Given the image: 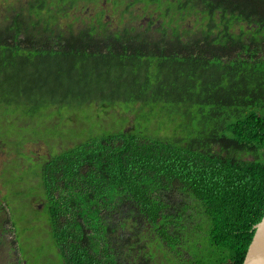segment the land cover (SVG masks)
<instances>
[{"label":"trees","instance_id":"obj_1","mask_svg":"<svg viewBox=\"0 0 264 264\" xmlns=\"http://www.w3.org/2000/svg\"><path fill=\"white\" fill-rule=\"evenodd\" d=\"M26 1L0 11V122L25 124L63 105L77 114L97 105L105 117L101 131L81 134L88 123L70 115L77 135L51 137L49 155L34 158L25 196L42 205L61 264L136 260L133 243L112 245L116 228L103 216L123 200L175 251L163 230V195L173 190L191 197L178 220L188 227L198 212L204 222L184 238L196 264L204 252L208 264H242L264 215V0H116L122 13L137 1L152 10L145 25L117 29L102 21L103 9L97 23L61 28L81 1L97 0ZM116 106L123 116L103 114ZM139 116L147 134L136 129ZM13 241L16 251L15 232Z\"/></svg>","mask_w":264,"mask_h":264},{"label":"rangeland","instance_id":"obj_2","mask_svg":"<svg viewBox=\"0 0 264 264\" xmlns=\"http://www.w3.org/2000/svg\"><path fill=\"white\" fill-rule=\"evenodd\" d=\"M11 4H4V0H0V11L3 14L9 15L14 13L13 8L19 3H26V0H7ZM132 0H126L130 2ZM125 6L119 4L116 0H97L96 2L81 1L78 6L73 9L66 17L60 20V26L63 29L72 27L78 29L89 23H95L97 13L103 9L104 15L102 21H107V26L112 29H117L123 25H132L138 27L140 24H146L151 13V6L145 8L143 2L137 1L134 5L125 12ZM157 13H153V19L156 22ZM194 16H189L184 21V24L190 25ZM97 23V22H96ZM157 24V23H156ZM57 108L49 112V108L42 110L39 117L35 121H30L23 124L22 120L13 121V117H7L4 122H0V264H61L59 253L54 248L50 236L47 234L46 217L38 210H42L40 203L32 204L26 199L25 194L28 193V180L31 179L35 167L38 166L39 160L43 156L49 155V141L51 137H73L77 135L78 126L70 127L74 118L70 115H75L78 121L87 122L88 127L84 124L81 127V134H84L85 129L97 128L101 131V124L105 117L102 113H97L101 107L95 105V108L90 111L82 108L80 114L76 110ZM134 108V107H133ZM95 112V113H94ZM60 114L59 120L65 122L52 121L50 114ZM125 113L124 108L116 106L108 108L103 114L121 115ZM111 116L112 121L116 125L124 122L123 117ZM127 115V113H126ZM130 122L133 123L134 114L129 112ZM82 117V119L80 118ZM144 118L147 114L143 115ZM143 117H138L136 120V129L146 133L145 127L147 121ZM168 123V120L165 121ZM65 125V126H63ZM152 127L155 126V121H152ZM109 129V127L104 126ZM164 130V133H163ZM38 132L43 133L40 135ZM49 132H53L49 134ZM171 130L161 129L162 134H169ZM153 136V135H152ZM42 138V139H36ZM44 139V140H43ZM29 141V142H26ZM25 142V143H24ZM21 148V144H23ZM70 143L69 141L66 142ZM21 148L25 153L15 152V148ZM54 150V149H52ZM14 159V160H13ZM11 162V163H10ZM10 163V164H6ZM166 205L165 215H167V224L163 228L168 236L175 239L176 250L172 251L167 244L164 236L161 234L162 229H154L152 225L144 218L139 211L130 205L128 202L121 201L115 212H105L104 218L109 224L116 228L114 235L110 237L113 246L127 247L133 243L132 257L129 264H144L143 260H147L146 256L149 251L154 252V258L147 260V264H162L163 250H168V258L164 260V264H196L199 260V254L195 256L193 251L188 250L184 241L187 234H195L194 223L196 225L204 223L200 213H194L191 217V223L178 220V212L180 207L192 204L191 197L181 191L173 190L168 192V195H163ZM8 213H7V212ZM43 216V218H41ZM199 228H196V231ZM16 236V251L14 248L13 235ZM202 234V233H201ZM128 238L129 242L125 241ZM160 239V243L158 242ZM119 244V245H118ZM140 246L141 249H140ZM144 247V248H143ZM160 248V249H158ZM158 249V250H157ZM118 254H122L118 249ZM138 260V261H137ZM210 261L208 254L203 253L199 264H208Z\"/></svg>","mask_w":264,"mask_h":264},{"label":"water","instance_id":"obj_3","mask_svg":"<svg viewBox=\"0 0 264 264\" xmlns=\"http://www.w3.org/2000/svg\"><path fill=\"white\" fill-rule=\"evenodd\" d=\"M255 231L242 264H264V215Z\"/></svg>","mask_w":264,"mask_h":264},{"label":"flooded vegetation","instance_id":"obj_4","mask_svg":"<svg viewBox=\"0 0 264 264\" xmlns=\"http://www.w3.org/2000/svg\"><path fill=\"white\" fill-rule=\"evenodd\" d=\"M8 3H10L9 1H7V0H4V4H8Z\"/></svg>","mask_w":264,"mask_h":264}]
</instances>
